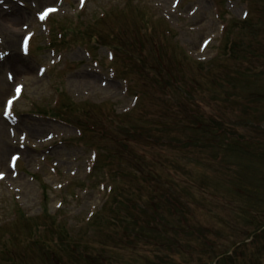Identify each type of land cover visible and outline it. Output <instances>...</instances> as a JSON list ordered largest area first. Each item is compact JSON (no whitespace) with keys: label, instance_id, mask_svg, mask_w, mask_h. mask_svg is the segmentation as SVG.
<instances>
[{"label":"rangeland","instance_id":"374dc122","mask_svg":"<svg viewBox=\"0 0 264 264\" xmlns=\"http://www.w3.org/2000/svg\"><path fill=\"white\" fill-rule=\"evenodd\" d=\"M21 1H23L26 6H28V13L26 11L23 12V15L25 17L24 19L26 20H30V16L33 15L32 9L30 7L31 1L36 2V5H38V10L46 5L54 4L55 2V0ZM112 1L113 0L92 1L88 5V10H92V8L96 6L102 7V5ZM167 1L170 2L171 0ZM74 2L75 0H70L65 4V11L67 12L66 14H70V9L75 8L76 2ZM153 2L158 7L162 6L168 8L170 5L169 3L165 4V2L161 0H132L129 4H125L124 0H122V2L118 3V6L112 14L111 20H118L121 23V25L123 26L122 31H125L124 37H126V41H128V38L133 32L140 35L141 31L145 27L147 28L146 31L148 33L149 30H151V33H153L154 31H161L164 33L165 30H172V35L167 39L162 38V42L170 43L169 47L174 46V43L177 45L185 43V45H187L188 48H190L194 54L199 55L197 53V49L199 47L200 42L204 38L217 33L219 23H213L212 27H210L208 31H204L203 35L198 36L195 33L189 32V30L191 29L190 24L185 19L181 20V17L178 15L166 14L167 16L162 20L158 14V10L149 4ZM199 3H201L200 0H190V4H187L186 0L184 2V5L186 7L185 11H188L192 5H198ZM240 4L251 5L254 4V0H240ZM206 13L207 8L204 7V5L199 6L198 13L194 17H192V22H194V20L196 19L197 23L198 20H200V18L202 17L204 20L207 15ZM232 13L239 17L241 11L234 10ZM20 18L21 16L16 22H4V25H0V39L3 40V42L0 43V53L4 51H10L11 53V56L9 58L5 59L3 62L0 63V122L4 121L1 118L3 102L7 97L11 95L12 86L7 83L5 78L6 73L10 72L12 75H15L17 81L20 78H24V81L21 83L25 86L24 96L18 103V106L16 107L15 111L17 115H23L20 117L18 116L19 124L15 128V141H18L17 139L20 134H24L25 140L28 141V146H36L38 148L37 151L33 152L31 148L28 147L27 150L24 152H30V154L32 153V160L31 163H25V161L23 160L20 161V169L22 171L24 170L26 174H24L23 171L16 181L18 183V189L22 190L20 194H17L18 198H20L18 203L22 207H24V211L29 216H32L35 213L39 212L40 208L42 207L43 194L40 185L41 182L45 183L48 187L47 210L53 212L55 211V200H52V197L50 196V194L52 193L51 191H56L54 189L56 188V185L63 183V181H67L66 178H68L70 174H76L75 181L82 180V175L85 173V168L89 163L87 162L88 153H86L84 149H80V151L78 152L72 150L70 148L71 146L57 145L58 142L55 139L54 141H52L55 133L59 135H72L73 131L71 129L64 128L58 125L57 123H53L52 121L47 120L38 115V113L43 115L44 113L50 112L54 109V95L57 94L56 91H58L59 93H65L64 95L66 98L71 97L74 100L86 98V101H91L110 98L116 103V108L118 110L129 106V100L131 96L129 95L123 103L116 102L118 100H121L122 98L121 90L123 89L120 84L121 79H117V82H113V84L109 85V83H107L108 80L106 76L96 75L91 72L93 71V68L91 67V61H88L87 57L84 54L85 50L83 49L84 47H86L84 45L87 43V39H84L83 37L77 38L81 39V50H78V46L76 45L62 47L61 50H59V53L61 55V61L55 66L56 74L53 78H50L49 73H46L41 79H39L37 78V76L35 78L37 65H49V62L56 61V58H52V56L48 54L47 50L45 49L43 39L39 37L40 33H38L37 38L34 40V46L39 48L42 47L43 50L39 51L38 53H34L31 59L22 58L23 62H21L22 64L28 65L30 67L31 76H21L15 73L13 60H19L18 57H20L18 44L21 36L23 35L20 26L24 25V19ZM115 26L118 29L121 28L118 25ZM262 30L263 25L260 21L257 24L256 31L260 33L262 32ZM107 36L108 35H105V38H107ZM156 36L160 37L158 33ZM62 50L66 52H62ZM89 50L91 51V49ZM166 52L167 54L171 53L172 58H175V53L172 49H166ZM89 53L91 55H94L95 58H93L98 63L99 69L102 71L103 74H106V67L101 66V64L97 60L105 58L104 49L101 47H96L93 52ZM14 55H16L17 57H15ZM244 55L245 54L241 56ZM231 62L232 63L229 65V67L234 66L238 63L248 64L246 61L242 60ZM257 64L258 63L254 61V67ZM105 65L107 66V64ZM144 65L149 66V64ZM245 66L246 65H243V67ZM86 74L95 77V86L87 84L85 82ZM101 83H106L108 85L102 87ZM116 84L119 85V88ZM250 90L251 88L249 89V91ZM92 112L93 115L97 113V111ZM138 117L140 118V114L137 112L135 113L134 118L137 119ZM95 118L101 121L99 115H97ZM8 129V124L4 123L2 126L0 125V171L4 169L3 165H5L6 167L9 156L12 153L16 152L14 148L17 147L14 146L13 140L9 138ZM254 134L264 135V132H259L258 129H256V131H254ZM161 147L162 145L156 147L150 146L148 148V154L158 156L161 151ZM171 153L175 154V152L173 151ZM191 161L192 157L188 158L187 160H184L183 162ZM53 164H55V173L50 172V167H53ZM178 170L181 172L180 168H178ZM176 176V180L180 183L179 186L185 187L184 184L187 183L185 180L186 176L183 177L180 174H177ZM251 176H254V173L252 175L250 173V177ZM30 177H33L34 180ZM235 178L236 176L233 174L230 177H228L227 175H221L220 179L217 180L211 177L209 173H205L198 180V182H201L202 186L207 189H209L210 187L209 184L219 183L222 185V190H225V188H227L228 183L236 182ZM29 181H31L32 183ZM73 186H75L74 183H71L69 186H66L61 190V196L65 197L66 209L63 213L65 217H70L71 214H73L71 210L73 203L72 201L70 202L69 197V195L73 194ZM149 189V187L146 188L145 192H147ZM67 192H70V194H68ZM245 196L250 198L251 200H254V193L248 192L245 194ZM15 197L16 195L14 193L10 194L7 190H4L3 185L0 184V224L2 225V230H0V246L4 245L6 249H10L11 244L7 241L11 239L3 240V231L10 233L12 235V239H14V244H16L17 238L15 239L13 235L18 236L25 230V227H18L21 218L15 219L12 215V209H17V206L12 201V199L14 200ZM92 201L94 202V197H86L85 199L79 201L77 206L88 207V204H90ZM219 201L221 204H227L221 199H219ZM78 212L79 211L77 207H74V213ZM204 213L205 211L203 212V214H200L194 219H192V223L198 222L197 226L198 228L201 227V232H203L204 234L205 230L202 227L208 228L213 231L212 234L209 236V243L206 245V249L208 248V250H204L203 246H199L200 251L196 252V257L199 259L209 260V252L213 250H218L219 247L222 246L225 236H227L228 233L231 237L239 236V238H232L231 240H239L243 238L241 241H244L248 232L250 230L253 231L252 227L250 228L249 226L245 225V223L243 222L245 220H243L241 216L240 218L235 217L225 221H220V215L210 216ZM253 219L255 223L264 222V206L258 214H255V217ZM217 220L219 221L220 226L217 224ZM219 227L220 229H217ZM67 234L70 240L79 237V234H77L74 229L68 230ZM92 239L93 235H89L88 240H83V244L86 246L87 249L91 251L93 255L106 257L105 252L101 250V246L99 245V243L93 241ZM26 241L27 239H25V242ZM192 241L193 238L190 235L188 239L184 237L181 243H177L178 246L176 247V254L179 259L175 258V260L173 261L175 264H196L194 262V257H192L193 248L190 247V245L193 244ZM58 247L61 249H65L66 247H68V244L60 243ZM105 249L107 253H113L114 255L119 256L120 262L114 261L113 264H125L122 261H129L131 264H138L137 260H141L140 255H142L143 248L140 245H136V247H133L131 251L124 250L117 252L110 250L108 247H106ZM20 253H25V249L23 248V246H20L17 249L13 248V250L10 251L8 254V259H5V261L2 263L0 262V264H19L17 260L14 263H10L9 261L10 259H12V256L18 257ZM258 257H262L264 259V235L257 239L254 244L243 247L238 260V264H258ZM108 262L110 263L112 262V260L108 259Z\"/></svg>","mask_w":264,"mask_h":264},{"label":"bare ground","instance_id":"6f19581e","mask_svg":"<svg viewBox=\"0 0 264 264\" xmlns=\"http://www.w3.org/2000/svg\"><path fill=\"white\" fill-rule=\"evenodd\" d=\"M16 59V58H15ZM14 62V68H15V73H17L18 75H31L30 71L27 68H22L19 66L20 61L19 60H13ZM4 124V122H0V125L2 126Z\"/></svg>","mask_w":264,"mask_h":264},{"label":"snow or ice","instance_id":"6c2138e0","mask_svg":"<svg viewBox=\"0 0 264 264\" xmlns=\"http://www.w3.org/2000/svg\"><path fill=\"white\" fill-rule=\"evenodd\" d=\"M82 2H83V0H82ZM52 11H55V9H54V8H49L47 11H45V12L40 16V19H44V17H45L46 15H48L49 12H52ZM24 47H25V51H26V50H27V41H26V40L24 41ZM41 71H43V70H41ZM11 78H12V77L9 76V79H11ZM16 91L19 92V91H20V88L17 87ZM9 103H11V102L9 101ZM14 159H15V158H14ZM0 178H2V177H0Z\"/></svg>","mask_w":264,"mask_h":264}]
</instances>
